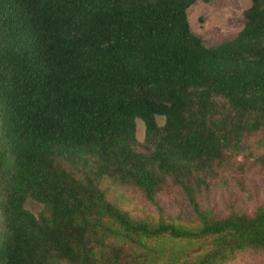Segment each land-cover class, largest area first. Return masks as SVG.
<instances>
[{
    "label": "trees",
    "instance_id": "1",
    "mask_svg": "<svg viewBox=\"0 0 264 264\" xmlns=\"http://www.w3.org/2000/svg\"><path fill=\"white\" fill-rule=\"evenodd\" d=\"M194 1L0 0V264H128L136 253L123 242L143 249L136 264L264 248L263 208L216 219L193 197L202 174L264 128V0L213 46L189 28ZM104 179L138 189L157 219L110 202ZM167 179L192 228L162 218L154 195ZM164 236L211 247L189 261L163 253Z\"/></svg>",
    "mask_w": 264,
    "mask_h": 264
},
{
    "label": "rangeland",
    "instance_id": "2",
    "mask_svg": "<svg viewBox=\"0 0 264 264\" xmlns=\"http://www.w3.org/2000/svg\"><path fill=\"white\" fill-rule=\"evenodd\" d=\"M248 6L249 0H195L186 9V17L191 32L200 37L206 46H213L235 36L243 23L242 12ZM156 122L160 125L162 117H156ZM134 136L139 147L143 138V125L138 119L135 121ZM241 144L242 150L225 153L219 164L202 174L203 182L193 190L198 207L206 209L211 218L220 219L232 213L251 215L257 207L264 209V165L256 160L258 157L264 158V128L244 135ZM100 187L106 198L130 217L152 223L157 219L154 206L135 187L118 186L107 179L100 182ZM154 197L161 208L162 218L168 216L173 222L190 228L198 224L185 195L168 179ZM25 207L34 213L40 209V205L30 200L25 202ZM154 241L150 240L149 243L153 244ZM164 243L163 253L179 249L182 257L189 261L211 247L210 238L207 237L197 240L166 238ZM121 249L136 253L135 256H127L126 263L136 264L142 260V248L123 242ZM162 258L169 261L168 255L160 256L159 261ZM145 259L149 260L145 264L155 263L154 259ZM211 264H264V248L236 251L221 262Z\"/></svg>",
    "mask_w": 264,
    "mask_h": 264
}]
</instances>
